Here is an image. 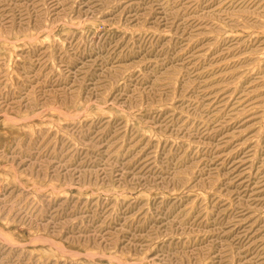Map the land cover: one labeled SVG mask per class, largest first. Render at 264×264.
<instances>
[{
    "label": "rangeland",
    "instance_id": "374dc122",
    "mask_svg": "<svg viewBox=\"0 0 264 264\" xmlns=\"http://www.w3.org/2000/svg\"><path fill=\"white\" fill-rule=\"evenodd\" d=\"M0 264H264V0H0Z\"/></svg>",
    "mask_w": 264,
    "mask_h": 264
}]
</instances>
